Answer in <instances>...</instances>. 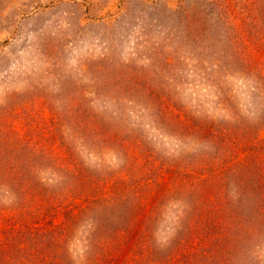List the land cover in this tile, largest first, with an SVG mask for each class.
<instances>
[{"label": "rangeland", "instance_id": "374dc122", "mask_svg": "<svg viewBox=\"0 0 264 264\" xmlns=\"http://www.w3.org/2000/svg\"><path fill=\"white\" fill-rule=\"evenodd\" d=\"M0 264H264V0H0Z\"/></svg>", "mask_w": 264, "mask_h": 264}]
</instances>
